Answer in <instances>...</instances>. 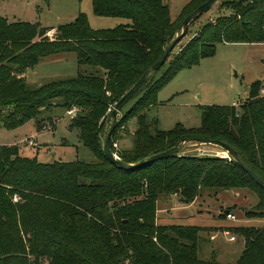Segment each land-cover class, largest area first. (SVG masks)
<instances>
[{
    "label": "trees",
    "instance_id": "obj_1",
    "mask_svg": "<svg viewBox=\"0 0 264 264\" xmlns=\"http://www.w3.org/2000/svg\"><path fill=\"white\" fill-rule=\"evenodd\" d=\"M205 1L190 0L172 20L163 0H92L95 16L125 21L101 30L91 29L83 14L56 28L0 16V126L14 130L34 120L40 132L44 123L38 118L44 111L76 108L69 128L77 130L96 158L95 163H39L19 156L15 145L0 146V264H41L42 259L47 264H221L214 256L198 257L199 227L157 223L160 198L178 196L188 205L207 189L250 188L258 203L245 218L264 219V190L232 159L182 155L180 146L173 156L124 170L108 163L102 150L111 108ZM226 7L230 14L205 24L167 63L172 51L132 96V105L121 109L111 150L120 130L126 131L132 142L119 154L122 162L137 163L185 139L212 140L234 150L264 182V95L259 82L250 86L239 108L202 107L196 129L161 131L149 117L160 89L181 70L213 56L216 44H264V0L232 1ZM66 53L75 55L78 67L89 66L94 73L78 72L75 78L36 87L26 83L23 75L41 59ZM231 230L243 237L233 264H264V226Z\"/></svg>",
    "mask_w": 264,
    "mask_h": 264
},
{
    "label": "rangeland",
    "instance_id": "obj_2",
    "mask_svg": "<svg viewBox=\"0 0 264 264\" xmlns=\"http://www.w3.org/2000/svg\"><path fill=\"white\" fill-rule=\"evenodd\" d=\"M91 1L0 0V14L16 22L38 23L44 28L70 24L79 14L86 17L93 30L110 29L122 24L114 18L95 16ZM189 1L163 0V3L168 6L170 16L174 18ZM232 1L238 0H219L191 23L187 35L175 47L167 63L198 35L205 24L230 14L231 10L226 5ZM78 72L91 74L94 69L89 66L78 67L73 53L57 54L40 60L33 71L28 73L26 82L36 87L56 80L75 78ZM255 82H259L264 91V44H216L213 56L202 58L196 65L181 70L160 89L157 106L149 111V117L158 121V129L161 131L175 130L177 126L196 129L201 123L202 107L234 105L239 108L248 98L250 86ZM261 90L260 94L264 95ZM133 102L129 101L123 107V112ZM66 113L59 106L44 111L38 118L44 123L41 129L43 132L37 136L36 141L31 139L36 133L34 120H29L14 130H6L0 126V144L15 143L19 156L39 163H95V156L82 145L77 130L69 128L71 117ZM50 122L54 123L53 130L50 129ZM134 129L132 128L133 131ZM118 135V140L114 142L118 145V150L113 151L117 157L123 150L130 149L128 144L132 142L126 131L120 130ZM180 153L199 157L217 154L218 157H223L225 152L217 146L190 143L183 145ZM257 203L256 193L246 187L202 190L192 205L181 204L178 196L163 197L156 204L157 223L199 227L198 257L209 260L214 256L221 264H233L240 256L243 237L240 232L231 229L264 226V219L245 218V213L252 211ZM226 210L235 216L234 221L219 217ZM230 237L235 240L231 241ZM47 263V259L41 260V264Z\"/></svg>",
    "mask_w": 264,
    "mask_h": 264
},
{
    "label": "water",
    "instance_id": "obj_3",
    "mask_svg": "<svg viewBox=\"0 0 264 264\" xmlns=\"http://www.w3.org/2000/svg\"><path fill=\"white\" fill-rule=\"evenodd\" d=\"M219 0H207L199 7H197L192 13H190L181 23L179 28V33L173 39V41L165 48L160 57L153 63L150 67H148L138 79V81L114 104V106L109 111V115L107 118V123L109 124V129L105 135L103 140L102 150L104 153V157L108 163L111 165L118 167L124 170H133L136 168H140L151 163L157 162L159 160L165 159L167 157L173 156L179 152L180 146L190 144V143H198V144H207L213 145L221 148L232 160L236 162V164L247 173L251 179L262 189L264 190V182L259 179L253 172H251L239 159L237 153L229 148L227 145L212 141V140H204V139H185L181 142H178L175 147L168 149L166 151L157 153L150 157H147L137 163L134 164H126L122 162L119 158H117L111 150V136L114 131V127L117 121V117L120 114L121 109L130 101L132 96L139 90V88L144 83L145 79L151 74L155 73L159 70V68L163 65L166 59L169 57L171 52L175 49L178 43L187 35L188 27L190 23L197 18L201 17L205 12H207L214 4H216Z\"/></svg>",
    "mask_w": 264,
    "mask_h": 264
},
{
    "label": "crops",
    "instance_id": "obj_4",
    "mask_svg": "<svg viewBox=\"0 0 264 264\" xmlns=\"http://www.w3.org/2000/svg\"><path fill=\"white\" fill-rule=\"evenodd\" d=\"M0 16L1 17H3V18H5V19H7V21L8 22H16L14 19H8L7 18V16H5V15H1L0 14ZM178 16V15H177ZM176 16V17H177ZM171 18H172V16H170ZM176 17H174V18H172L173 20L176 18ZM115 19V18H114ZM116 21H118V23H125V21H122V20H120V19H115ZM18 21H20V20H18ZM117 23V22H116ZM51 34L53 33V30L50 32ZM49 33V34H50ZM42 60V59H41ZM34 69V68H33ZM33 69H30L29 71L27 70L26 72H25V74L23 75V77H24V79H25V81H26V79H27V76H28V73H30V72H32L33 71ZM27 83V82H26ZM28 84V83H27ZM67 114V113H66ZM69 116V115H68ZM119 116V115H118ZM71 118H72V116H70ZM118 118V117H117ZM152 118V117H151ZM54 128H55V126H54ZM53 128V129H54ZM132 128H135V121L134 120H132L131 122H129V125H128V129H129V133L130 134H132L133 132V130H132ZM51 130H53L52 128H50ZM36 130V129H35ZM43 131H40V132H37L36 131V133L35 134H33L31 137V139H35V141L37 140V136H39L41 133H42ZM23 142V141H22ZM15 145V143H12V144H0V146H14ZM34 145V144H33ZM32 145V146H33ZM16 146V145H15ZM128 147L130 148L131 147V144H130V142H129V144H128ZM37 148H39V145H37ZM209 156H211V155H209ZM212 156H219V155H212ZM172 197H175V196H172ZM171 198V197H170ZM196 201V200H195ZM194 201V202H195ZM190 205H192V204H190ZM162 209V208H161ZM163 211V210H162ZM158 213V212H157ZM211 239H212V237H211ZM241 249H242V245H241ZM242 251V250H241ZM241 251H240V254H241Z\"/></svg>",
    "mask_w": 264,
    "mask_h": 264
},
{
    "label": "built area",
    "instance_id": "obj_5",
    "mask_svg": "<svg viewBox=\"0 0 264 264\" xmlns=\"http://www.w3.org/2000/svg\"><path fill=\"white\" fill-rule=\"evenodd\" d=\"M261 92H264V91L261 90ZM76 112H77V109H76V108H73V109L67 111V115L74 117L75 114H76ZM112 148L114 149V151H115V150H118V145H117L116 143H112ZM112 153L117 157V155H116L115 152L112 151ZM223 154H224V155H223V157H221V158L226 159V160H231V158H230L226 153H223ZM117 158H118V157H117ZM13 201H14V202H17V198H14ZM225 218L228 219V220H231V221H234V220H235V216L232 215L231 213H226V214H225ZM230 240H231V241H234L235 238H234V237H230Z\"/></svg>",
    "mask_w": 264,
    "mask_h": 264
}]
</instances>
